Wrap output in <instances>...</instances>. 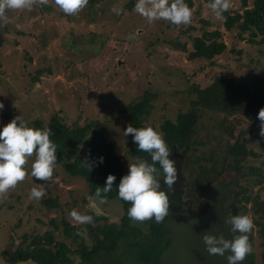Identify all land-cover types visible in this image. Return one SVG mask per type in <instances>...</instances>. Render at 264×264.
I'll list each match as a JSON object with an SVG mask.
<instances>
[{
  "label": "rangeland",
  "instance_id": "rangeland-1",
  "mask_svg": "<svg viewBox=\"0 0 264 264\" xmlns=\"http://www.w3.org/2000/svg\"><path fill=\"white\" fill-rule=\"evenodd\" d=\"M128 1L89 0L75 15L64 14L54 0L31 10L6 13L8 20L0 21V103L4 105L0 109V130L19 115L29 127L37 118L47 127L55 114H59L67 125L77 120L83 124L86 120H98L110 130L109 139L117 144L128 173L129 161L135 160L129 152L132 136L124 135L130 124L125 107L131 101H139L145 92H149L152 95L151 110L143 117L144 124L163 133L162 124L166 120L176 121L180 112L190 109L194 96L187 90L193 83L204 87L212 83L217 74L236 77L264 70V46L250 43L248 37L238 39L235 32L225 28L224 17L218 19L215 16L209 3L194 0L191 23L176 26L165 20L149 23L134 11V7H125ZM114 7L120 11L119 15L112 11ZM229 9L243 11L242 0H231ZM202 20L210 22L209 30L221 29L228 50L234 46L241 54L227 50L216 57L215 65L207 66L205 60H191L189 52L165 42L179 37L188 42L191 50L189 33L182 35L180 31L193 25L196 29L190 32L191 35H199L204 26ZM198 112L200 138L204 144H194L190 151L198 149L192 157L201 160L213 151L217 156L218 141L209 138L207 131L219 127L223 114L205 109ZM243 125L247 130L251 127L249 122ZM243 137L248 141V148L262 154L248 155L243 171H249L248 167L252 166L260 168L264 165V137L254 128ZM84 156L90 160L87 153ZM33 160L34 157L30 158L25 165V179L0 198V264H9L6 257L17 249L25 234H30V238L36 233L43 234L52 218L59 224L54 233L56 241L74 248L75 244L73 246L63 232L61 221L80 225L69 213L75 208L87 214L84 210H91L87 205L95 201L93 196L86 194V179L71 176L63 164L56 163L51 180H36L31 176ZM197 165L193 164L195 168ZM235 175V170L228 167L223 180L232 181ZM260 177L245 174L241 178L240 184L246 189L244 195L259 194L264 199V182L258 183ZM37 185H42L45 191L39 201L29 198L30 189ZM49 198H58L60 206L48 210L43 201ZM95 202L102 208L99 201ZM241 204L247 205V215L254 221L255 263L261 264L263 237L257 222L262 221V217L254 211L253 202ZM107 209L110 221L117 220L119 214L114 216V212ZM72 264H79V257Z\"/></svg>",
  "mask_w": 264,
  "mask_h": 264
},
{
  "label": "trees",
  "instance_id": "trees-1",
  "mask_svg": "<svg viewBox=\"0 0 264 264\" xmlns=\"http://www.w3.org/2000/svg\"><path fill=\"white\" fill-rule=\"evenodd\" d=\"M205 3L211 0H202ZM136 0H130L125 4L126 8L132 9ZM192 9L195 6L194 0H185ZM243 11L232 12L230 9L223 13L224 26L228 31L235 32L238 39H247L250 43L264 46V0H242ZM204 26L201 28L199 35H191V31L196 27L189 25L187 29H182L180 34L189 33L192 41V49L188 47L187 41H182L179 37L165 41L173 48L187 51L189 59L201 58L207 62V66L216 64V57L222 55L228 50V45L223 39V32L216 28L207 29L210 24L207 20H202ZM173 25V24H172ZM228 51L241 54V50H237L234 46ZM204 68V67H203ZM41 72V71H39ZM191 99L190 109L186 112H180L176 121L166 120L162 124L164 139L168 144L169 150L176 143L178 147H184L188 144L201 145L204 141L200 138V123L198 121L200 109L209 110L223 114L219 123V127L215 130L207 131L209 138L217 139V157L216 152L206 154L201 160L192 157L198 149L188 151L186 170L189 174L191 186L190 193L197 198L195 205L196 211H206L209 202L202 196L201 190L209 188L216 180L220 178L226 168L229 155L235 156L240 168V161L245 159L249 152L246 150L247 141L243 138L244 133H249L245 128L244 122H249L250 126L259 129L260 121L257 119L259 110L264 107V70L256 73L242 74L236 77H228L223 74H217L212 83L202 87L199 83H193L189 90ZM151 94L145 92L139 101L133 100L126 107L128 120L133 127H144L143 117L150 113L151 110ZM241 116V117H240ZM236 121V123H234ZM30 127L45 128L41 119H35L31 122ZM51 128L52 135L50 139L57 145V162L63 164L67 172L71 176H81L86 179L90 192L95 194L97 186H105L107 176L112 174L116 177V181L106 197L118 195V184L120 179L127 174L121 156L117 151V144L111 141L110 130L105 124L98 120H86L85 123L77 120L67 125L61 120L59 114H55L48 126ZM253 129V128H252ZM235 131H238L235 135ZM132 136V135H131ZM232 138L234 142H232ZM130 145V155L147 159L151 163V157L146 152L139 151L138 146L132 141ZM83 146V148H82ZM84 153L89 155V164L87 166L82 163L85 159ZM254 153V152H251ZM103 157V162L100 158ZM203 160H211L213 165H201ZM193 164H198L197 168ZM157 168L159 165L157 164ZM196 170V172L193 171ZM255 172V171H253ZM238 186H240L238 184ZM243 191L240 190L234 195L232 204L233 215L247 214V207L241 202H248L249 198L244 195L240 198ZM48 210L59 207L58 198H49L43 201ZM257 212L264 211L260 205ZM67 235H76L75 226L64 219L61 221ZM58 221L52 218L50 226L43 234H34L30 238V234H25L24 242H28L26 247L20 246L11 258V262L18 260L33 259L41 264H52L55 258L62 256L63 263H69L70 257L66 255L63 244L62 249L53 252L49 245L54 242V233L58 229ZM30 239V240H29ZM101 243L110 242L109 246H113L114 238L107 235ZM249 241L253 245L252 232L249 234ZM106 246V244H105ZM99 247L104 244L97 245L91 252H87L86 258L94 255ZM86 252L85 248H83ZM63 251V252H62Z\"/></svg>",
  "mask_w": 264,
  "mask_h": 264
},
{
  "label": "clouds",
  "instance_id": "clouds-1",
  "mask_svg": "<svg viewBox=\"0 0 264 264\" xmlns=\"http://www.w3.org/2000/svg\"><path fill=\"white\" fill-rule=\"evenodd\" d=\"M88 2L89 0H54V4L66 15L77 14ZM48 4L49 0H0V21L8 20L6 13L10 10H31L36 5ZM208 6L218 19H222L223 13L231 7V0H211ZM112 11L120 14L115 7ZM134 11L149 23L165 20L176 26L190 24L193 16V9L185 0H136ZM3 107V103H0V109ZM257 119L260 121L259 135L264 137V107L259 110ZM129 134L138 146L137 149L148 153L151 163L139 156L134 162L129 161L128 173L118 184V197L130 202L128 216L133 222L153 221L159 225L169 216L170 201L166 192L161 189L158 176L162 169L164 185L173 188L177 180V161L170 158L171 153L164 134L151 125L137 128L129 124L124 135ZM51 135V128L29 127L21 115L3 126L0 130V198L25 179V165L32 157L34 160L31 164V176L39 181L52 179L57 162V145L50 139ZM100 162H103V157ZM82 163L90 166L87 158ZM115 181L116 177L109 174L105 186H97L95 197L99 198L100 204L106 203V194L111 191ZM44 195L43 186L37 185L30 189L29 198L39 201ZM94 210L97 214H102L98 207ZM69 216L80 224L93 223L92 216L75 208ZM225 223L230 226L233 238L227 239L222 233L219 236L205 233L203 241L206 249L210 255L225 256L227 252L228 264H241L253 251L249 234L255 227L254 221L247 214H229Z\"/></svg>",
  "mask_w": 264,
  "mask_h": 264
},
{
  "label": "flooded vegetation",
  "instance_id": "flooded-vegetation-1",
  "mask_svg": "<svg viewBox=\"0 0 264 264\" xmlns=\"http://www.w3.org/2000/svg\"><path fill=\"white\" fill-rule=\"evenodd\" d=\"M252 130L253 129L251 125V131L249 132V134L252 133ZM232 142H234V139H232ZM171 148L172 149L170 153H172L173 145L171 146ZM180 148H183V147H180ZM246 150L249 152L248 155H252L254 157L262 155L260 152H257L248 147H246ZM251 152H254V153H251ZM187 153L188 151L186 152L183 165H181V176L185 180L184 182L186 183L185 192L183 194V200H177V202L179 206L183 207L185 202L190 203L192 201L193 211L195 213H204L205 211L195 210L197 198H195V196H193V194H191L189 190L191 186V181L189 179V174L186 170V165H188L187 164ZM239 164L241 165L240 168L237 167L238 163L235 159V156L233 155L228 156L225 171L228 169V167H232L236 173L234 179L232 180V186L234 188L233 201L235 198L234 195L240 190L243 191L242 195L244 196V191H246V189L242 187V185L240 184L241 183L240 180L245 174L256 175L258 177L262 175L258 183L262 184L264 182V176H263L264 173L262 172V170H264V165L261 166L262 168L261 167L257 168L253 166L248 167L249 171L244 172L243 171V169H245L244 159L240 161ZM201 165H213V163L211 160H203L201 162ZM225 171L223 172V174L225 173ZM160 172H161V175L158 176V179L160 180V183H161V189L166 192V194L168 195L169 201H170L171 188H168L166 185H164L162 169L160 170ZM223 174L215 182L225 179ZM238 184L240 186H238ZM205 189H208V188H205ZM205 189L200 188L202 196H203L202 191ZM86 194L93 196L95 198V201L96 200L99 201V198H96L95 194H92L90 192L89 186H88V193ZM242 195H240V198L243 197ZM246 197L249 198L248 202L251 201L254 203L255 205V207L253 208L254 211H256L260 205L264 208V199H261L259 194L255 196L246 195ZM106 198H107L106 203L102 204L103 205L102 208L100 207V205H98V203L94 201V203L92 202L87 205V209L89 207L91 210H87V211L84 210V212L87 213L86 215H90L93 217V223L75 225L67 221L72 226L76 227L75 229L76 235L75 236L67 235V233L64 230V227H63V232L65 236L70 238L73 246L75 244V247L72 248L70 244H67L63 241H56L55 237H54V242L52 243L53 246L49 245V247L55 253L58 252V250L61 251L66 247L65 250L66 249L68 250L65 251V253L67 256L70 257L71 260L69 263H63L62 256H59L55 258V260H53L52 264H72L76 262V259L78 257H79V264H158L159 256L161 252L169 245V242L167 239L168 233L165 231L163 223L157 225L153 221H146L142 223L133 222L128 216V209L131 207L130 202L121 200L118 197V195H114L112 197H106ZM233 201H232V204H233ZM209 206H210V203H209ZM97 207L100 209L102 214L96 213L94 209ZM107 208L111 209L114 212V216L116 215V213L119 214L117 216V220L113 221V223H111L108 217L105 216L107 214L110 216V213ZM232 211H233V207H232ZM240 213L243 214L242 212ZM256 213L260 214V216L262 217V221H258L257 223L260 224L261 226L260 234L263 237V242H262L263 248L261 250V256H262L261 264H264V211H261V212L256 211ZM168 217H165V220H167ZM58 228H59V225H58ZM107 235H110V237L114 238L115 242L114 243L112 242L113 246H109V244H111L110 242L101 243L100 240H104ZM252 236H253V245H252L253 251L251 254L247 255L246 257L247 262H248L247 264H256L255 263L256 252L254 249L255 248L254 229L252 231ZM12 238L15 239L16 237L12 235ZM28 243L29 242H24V237H22V241L18 245L17 249L20 246L26 247ZM61 244L65 245L63 249H62ZM101 244H104V247H99L95 251L93 256L88 257V258L85 257L87 252H91L97 245H101ZM83 248H85L86 252H84ZM16 250L12 251L11 256L6 257V260L9 264H17V263L25 262V261L27 262L32 261V262H35L36 264H41V263L34 261L33 259L18 260L16 262H11V258L13 257L14 252ZM76 256L77 258H75ZM87 256L89 255L87 254Z\"/></svg>",
  "mask_w": 264,
  "mask_h": 264
},
{
  "label": "water",
  "instance_id": "water-1",
  "mask_svg": "<svg viewBox=\"0 0 264 264\" xmlns=\"http://www.w3.org/2000/svg\"><path fill=\"white\" fill-rule=\"evenodd\" d=\"M194 144L179 148L173 144L170 158L177 161V180L171 188L169 217L163 226L168 233L169 245L159 256L158 264H228L227 255H210L203 241L205 233L219 236L221 233L227 239L233 238L230 226L225 219L232 215L233 192L232 181L219 180L210 188L202 191L210 206L204 213H195L193 202L179 206L177 200H183L185 180L181 176V165L185 160L186 152ZM111 220V217L105 215ZM111 222V221H110ZM113 223V221L111 222ZM247 258L241 264H247Z\"/></svg>",
  "mask_w": 264,
  "mask_h": 264
}]
</instances>
